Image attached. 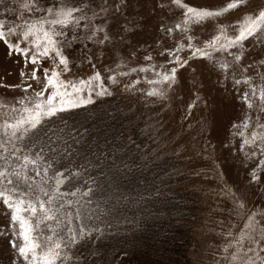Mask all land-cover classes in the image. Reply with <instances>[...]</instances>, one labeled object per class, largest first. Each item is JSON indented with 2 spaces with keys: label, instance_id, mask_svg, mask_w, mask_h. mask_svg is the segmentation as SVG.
Listing matches in <instances>:
<instances>
[{
  "label": "snow or ice",
  "instance_id": "snow-or-ice-1",
  "mask_svg": "<svg viewBox=\"0 0 264 264\" xmlns=\"http://www.w3.org/2000/svg\"><path fill=\"white\" fill-rule=\"evenodd\" d=\"M146 3L0 0L4 59L20 66V83L0 84L20 93L0 100V201L10 213L0 235L11 248L10 264H98L104 259L100 241L118 227L105 224L112 202L107 175L99 159L90 158V133L76 119V110L113 97L112 86L122 85L127 93L144 91L137 87L142 82L149 86L145 95L161 106L184 105L187 128L204 138L202 151L210 149L222 217L216 264H264V51H257L264 50V0L255 7L252 0H227L216 7L156 0L151 12L159 17L154 41L159 48L134 42L150 22L142 14ZM234 11L240 16L226 19ZM77 48L91 72L68 76ZM141 53L144 62L130 66ZM189 70L193 85L186 87ZM205 74L215 77L218 90L231 86L246 105L239 122L231 123V137L215 120L195 115H203L201 105L208 107L198 87L202 80H197ZM254 105L255 119L250 114ZM160 125L157 135L164 131L162 120ZM127 139L135 143L130 134ZM237 162L246 183L228 179ZM121 164L131 171L129 164ZM109 165L115 167V161Z\"/></svg>",
  "mask_w": 264,
  "mask_h": 264
},
{
  "label": "rangeland",
  "instance_id": "rangeland-1",
  "mask_svg": "<svg viewBox=\"0 0 264 264\" xmlns=\"http://www.w3.org/2000/svg\"><path fill=\"white\" fill-rule=\"evenodd\" d=\"M155 2L147 0L142 10L145 17H150V22L134 37V42L141 46H160L154 44L159 24V17L151 12ZM184 2L193 6L216 7L224 5L227 0ZM258 3L260 0H252L253 7ZM176 15H179L178 10ZM239 16L240 13L234 11L227 14L226 19L234 21ZM11 17L10 12L8 18ZM4 52V45L0 44V84H18L20 66L11 61L6 63ZM73 54L76 66L68 76L78 72L80 75L90 74L91 68L84 53L77 48ZM143 62V53L138 59L129 61L130 66ZM98 67L103 75H108L103 65ZM193 67L199 69L201 66L196 63ZM185 76L186 87H191L192 71H187ZM134 78L135 74L129 80ZM197 80H202L198 87L207 97L208 107L201 105L203 115L201 111H196L195 115L215 120L222 133L231 137V123L239 122L237 118L243 117L246 105L231 91V86L229 91L218 90L215 77L197 75ZM137 87L144 91L127 93L122 85L112 86L110 90L114 89L116 93L113 97L98 98L95 105L88 106L86 111L76 110V119L83 121L90 133L86 136L92 148L90 158L99 159V166L107 175L106 192L112 202L105 224L110 222L118 227L100 241L104 259L98 264H105V260L110 264H216L221 247L218 221L222 217L217 207L220 203L217 195L220 181L214 179L208 162L210 149L202 151L204 138H198L196 132L187 128L182 117L184 105L167 102L161 106L159 100L145 95L149 88L146 83L142 82ZM195 90L193 88V93ZM19 94V90L0 87V100ZM250 114L255 119V105ZM161 120L164 131L157 135ZM261 123H264V116ZM129 134L135 143L128 141ZM212 142L216 144L215 139ZM236 143H239L238 138ZM216 146L219 152V145ZM133 159L135 164H132ZM113 160L116 166L110 167L109 162ZM121 161L129 164L131 171H126ZM216 167H222L219 161ZM228 179L246 183L245 172L239 169L238 162ZM9 220L10 213L0 201V228L6 230ZM125 252L127 255L123 254ZM10 260L11 248L7 239L0 235V264H10Z\"/></svg>",
  "mask_w": 264,
  "mask_h": 264
},
{
  "label": "trees",
  "instance_id": "trees-1",
  "mask_svg": "<svg viewBox=\"0 0 264 264\" xmlns=\"http://www.w3.org/2000/svg\"><path fill=\"white\" fill-rule=\"evenodd\" d=\"M158 209H160V208H158ZM146 227H148V225H146Z\"/></svg>",
  "mask_w": 264,
  "mask_h": 264
}]
</instances>
